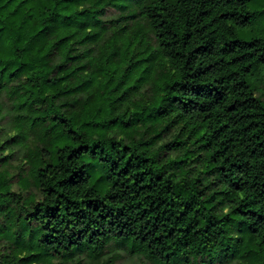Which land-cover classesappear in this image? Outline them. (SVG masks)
I'll return each instance as SVG.
<instances>
[{
	"label": "trees",
	"instance_id": "16d2710c",
	"mask_svg": "<svg viewBox=\"0 0 264 264\" xmlns=\"http://www.w3.org/2000/svg\"><path fill=\"white\" fill-rule=\"evenodd\" d=\"M252 1L0 0V264H264Z\"/></svg>",
	"mask_w": 264,
	"mask_h": 264
},
{
	"label": "rangeland",
	"instance_id": "374dc122",
	"mask_svg": "<svg viewBox=\"0 0 264 264\" xmlns=\"http://www.w3.org/2000/svg\"><path fill=\"white\" fill-rule=\"evenodd\" d=\"M259 6V0H253L252 2H251V9H253V10H256V8ZM264 6L262 5V3L260 4V7H259V9L260 8H263ZM242 35L244 36V37H248V33H246V32H242Z\"/></svg>",
	"mask_w": 264,
	"mask_h": 264
}]
</instances>
